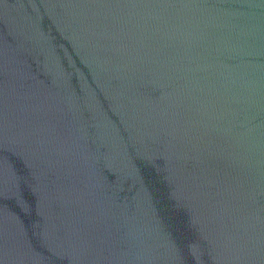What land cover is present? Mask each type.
I'll use <instances>...</instances> for the list:
<instances>
[{
    "label": "water",
    "instance_id": "1",
    "mask_svg": "<svg viewBox=\"0 0 264 264\" xmlns=\"http://www.w3.org/2000/svg\"><path fill=\"white\" fill-rule=\"evenodd\" d=\"M0 264H264V0H0Z\"/></svg>",
    "mask_w": 264,
    "mask_h": 264
}]
</instances>
